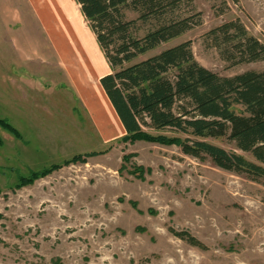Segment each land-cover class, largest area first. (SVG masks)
Listing matches in <instances>:
<instances>
[{
	"label": "rangeland",
	"instance_id": "1",
	"mask_svg": "<svg viewBox=\"0 0 264 264\" xmlns=\"http://www.w3.org/2000/svg\"><path fill=\"white\" fill-rule=\"evenodd\" d=\"M23 1L0 0L16 24ZM30 1L54 21L49 45L69 49L74 76L70 84L54 62H26L19 85L0 80V119L21 135L0 127V264H264V181L184 155L176 132L127 136L99 81L114 69L80 5ZM182 10L201 22L135 62L190 41L195 59L222 76L264 71V61H226L207 37L239 20L264 42V0H192ZM8 33L0 21V53L11 47ZM208 141L245 155L226 139ZM52 165L59 168L20 181Z\"/></svg>",
	"mask_w": 264,
	"mask_h": 264
},
{
	"label": "trees",
	"instance_id": "2",
	"mask_svg": "<svg viewBox=\"0 0 264 264\" xmlns=\"http://www.w3.org/2000/svg\"><path fill=\"white\" fill-rule=\"evenodd\" d=\"M76 2L114 69L100 83L127 136L153 139L144 128L176 132L185 136L180 140L184 155L255 182L264 181V71L222 76L195 59L190 41L135 62L201 22L194 21L199 14L183 13V6L192 0ZM207 37L232 64L264 61V42L250 35L239 20L212 29ZM0 127L21 138L7 120L0 119ZM209 139H226L248 156ZM57 168L52 165L32 172L20 181L32 182ZM170 232L205 248L187 231Z\"/></svg>",
	"mask_w": 264,
	"mask_h": 264
},
{
	"label": "crops",
	"instance_id": "3",
	"mask_svg": "<svg viewBox=\"0 0 264 264\" xmlns=\"http://www.w3.org/2000/svg\"><path fill=\"white\" fill-rule=\"evenodd\" d=\"M13 4H16V6H18V3H16V1H14ZM35 4L36 3H34V5ZM8 5L9 2L5 4H0V21L5 27L9 29L8 38L9 43L11 44V47L8 52L7 49H5L0 53V80L7 81L11 78L14 84L19 85L18 80L22 79L24 74L19 71L23 69L26 62L30 64L39 63L43 65H47L50 62H54L57 66L62 67L60 68V70L62 71L61 73L64 75V79L71 84L74 75H72L71 73V69L69 67L70 64H67L70 57L69 49L67 50L66 48L60 45H58L57 47L56 41L55 44H53L54 46L49 45L50 39L54 38V34L57 32L56 25L53 24L54 21L49 16V14L48 16H46L43 13L40 3L36 4L38 8L35 9L33 4H31L30 0H24L23 6L24 11H26V13L23 15V19L19 21L20 23L16 24L12 22L13 20L10 19V15L4 13L6 12V6ZM45 10L47 12V9ZM20 25H22V27L24 28L22 32L18 31ZM12 27H16L17 30H14ZM35 38L37 42L36 44L33 41L35 40ZM52 42L53 41H51V43ZM36 49H38V51H35ZM66 66L69 67L68 70ZM13 67L17 72H9V74H7L9 69H13ZM68 71L70 72L68 73ZM104 75H102L100 79ZM88 78H86V81L81 80L79 77L76 79H78L81 83H87ZM101 88L103 94L105 95L107 103H109L110 107L115 113L110 101L108 100L105 94L102 85Z\"/></svg>",
	"mask_w": 264,
	"mask_h": 264
},
{
	"label": "bare ground",
	"instance_id": "4",
	"mask_svg": "<svg viewBox=\"0 0 264 264\" xmlns=\"http://www.w3.org/2000/svg\"><path fill=\"white\" fill-rule=\"evenodd\" d=\"M262 237V236H261ZM263 238V237H262ZM260 238H258V240H259Z\"/></svg>",
	"mask_w": 264,
	"mask_h": 264
}]
</instances>
